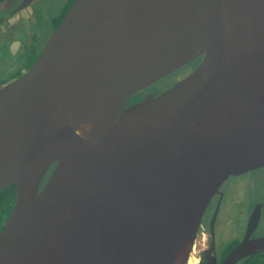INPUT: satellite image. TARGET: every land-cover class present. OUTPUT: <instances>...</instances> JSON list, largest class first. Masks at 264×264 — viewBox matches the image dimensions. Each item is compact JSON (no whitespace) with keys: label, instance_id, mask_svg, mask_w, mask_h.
I'll list each match as a JSON object with an SVG mask.
<instances>
[{"label":"water","instance_id":"water-1","mask_svg":"<svg viewBox=\"0 0 264 264\" xmlns=\"http://www.w3.org/2000/svg\"><path fill=\"white\" fill-rule=\"evenodd\" d=\"M262 167L264 0H75L0 89V264H186L209 200Z\"/></svg>","mask_w":264,"mask_h":264},{"label":"flooded vegetation","instance_id":"flooded-vegetation-1","mask_svg":"<svg viewBox=\"0 0 264 264\" xmlns=\"http://www.w3.org/2000/svg\"><path fill=\"white\" fill-rule=\"evenodd\" d=\"M74 1L65 0L62 5L61 3L55 5L56 11L52 13L49 11L50 8L45 7L44 0H0V89L29 70L43 48L45 35L49 37ZM38 29L45 30L44 36ZM192 69L187 67L177 71L175 75L177 74L178 78L175 81L188 74ZM150 89L148 90L151 92ZM259 171H264V167L229 177L220 186L218 193L209 200L189 255L195 259V264H207L211 258L214 259V264H221L225 257L244 239L249 241L264 237L262 234L264 232V198L254 202L248 213L241 216L237 224L238 235L225 240L227 236L220 235L218 231L221 221L225 222V219L222 218V211L231 205L226 197L225 186L232 180ZM254 210H256L255 213ZM251 215H258V218L253 228L248 231V228L252 226ZM226 222L233 223L230 219ZM226 222L225 225H227ZM247 231L248 236L245 238ZM260 256H264V250L249 254L234 264H252L255 262L254 259Z\"/></svg>","mask_w":264,"mask_h":264},{"label":"rangeland","instance_id":"rangeland-1","mask_svg":"<svg viewBox=\"0 0 264 264\" xmlns=\"http://www.w3.org/2000/svg\"><path fill=\"white\" fill-rule=\"evenodd\" d=\"M64 1L65 0H44V5L46 4L45 7L50 8L49 11L54 13L56 11V6L60 3L62 5ZM44 24H47V22H44ZM38 30L41 32V35L44 36L45 30ZM47 37L48 36L45 35V41ZM177 78V74L171 75L157 84H154L150 90L151 92L160 91L174 82ZM225 189L228 203L231 205L223 209L222 218L225 219V222L230 219L233 223L230 224L226 222L227 225H225V222L222 220L218 231L220 235L227 236L225 240H229L232 236L239 234L237 224L241 216L248 213L254 202L264 198V171H259L249 176L232 180L230 184L225 186ZM262 234H264V232H262ZM254 260L257 264H264V256L257 257Z\"/></svg>","mask_w":264,"mask_h":264},{"label":"trees","instance_id":"trees-1","mask_svg":"<svg viewBox=\"0 0 264 264\" xmlns=\"http://www.w3.org/2000/svg\"><path fill=\"white\" fill-rule=\"evenodd\" d=\"M13 203H14V186L11 185L0 191V229L9 215ZM252 264H257V263L255 261Z\"/></svg>","mask_w":264,"mask_h":264},{"label":"bare ground","instance_id":"bare-ground-1","mask_svg":"<svg viewBox=\"0 0 264 264\" xmlns=\"http://www.w3.org/2000/svg\"><path fill=\"white\" fill-rule=\"evenodd\" d=\"M195 262H196L195 259L190 256L189 259L187 260L186 264H195Z\"/></svg>","mask_w":264,"mask_h":264}]
</instances>
